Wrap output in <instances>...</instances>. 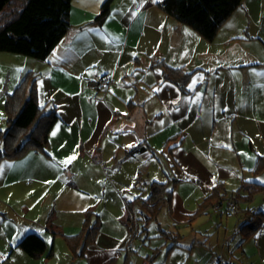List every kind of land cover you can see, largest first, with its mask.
Wrapping results in <instances>:
<instances>
[{
  "label": "crops",
  "instance_id": "crops-1",
  "mask_svg": "<svg viewBox=\"0 0 264 264\" xmlns=\"http://www.w3.org/2000/svg\"><path fill=\"white\" fill-rule=\"evenodd\" d=\"M104 1L71 0L70 27L44 59L0 51V121L6 122V95L28 72L37 75L39 106L55 108L57 114L44 152L0 159V212L5 214L0 215V264H17L18 257L23 264H49L46 252L33 257L17 246L21 238L36 232L55 253L62 235L48 228L50 222L67 235L81 229L84 211L92 206L87 193L52 192L45 205L43 192H37L44 180L59 181L64 172L76 174L70 171L74 164H87V177L93 181L97 174L92 165L102 162L105 169L122 150L119 165L138 159L139 153L125 157V151L145 140L153 149L167 148L166 160L178 182L193 186L187 191L196 200L188 207L192 212H175L174 199L189 204L174 193L178 183L170 205L157 216V236L138 231L143 245L137 247V239L129 254L128 205L115 214L103 209L101 214L112 213L116 228L105 229L102 219L94 241L74 263L264 264V224L243 239L240 201L233 215H240L237 220H224L233 216L222 207L243 182L261 183L257 178H264V167L253 171L258 157H264V0H242L208 43L167 14L162 0H110L109 13L98 22ZM153 58L193 72L184 92L163 78L160 67H151ZM95 73H110L118 81L99 91L91 81ZM52 168L54 180L47 172ZM217 182L223 183L227 198L217 210L208 207L191 218ZM250 207L264 212V191ZM21 213L30 222L27 229L9 217ZM159 228L178 238L160 236ZM155 248L158 255L148 261Z\"/></svg>",
  "mask_w": 264,
  "mask_h": 264
},
{
  "label": "trees",
  "instance_id": "trees-1",
  "mask_svg": "<svg viewBox=\"0 0 264 264\" xmlns=\"http://www.w3.org/2000/svg\"><path fill=\"white\" fill-rule=\"evenodd\" d=\"M242 0H162L160 6L177 21L193 28L204 39L212 41L220 26L231 16ZM71 0H0V51L21 53L34 58L44 59L55 45L67 33L70 22L69 12ZM110 0H105L96 16L101 22L109 13ZM151 67H160L163 78L176 84L181 91L186 90L193 72L184 68H173L163 60L153 58ZM37 75L28 72L18 83L14 91L7 94L4 101L7 128L0 131V159H17L30 150L45 151L48 146L50 129L57 120L55 108L45 110L38 104ZM132 102H128L130 105ZM97 151L100 149L97 148ZM141 154L149 158L156 154L155 150L145 141L137 142L125 151V157ZM264 157L259 156L254 172L264 167ZM165 173H167L165 171ZM168 175V173H167ZM176 177L168 175L167 180H152L149 192L141 200L142 230L151 220H157L164 205H170ZM264 191V184L243 182L240 187L227 196L222 182L214 184L203 196L195 212L190 217H196L208 207L222 202L225 198L236 204L239 201L251 202L253 197ZM129 205V204H128ZM244 219L240 224L243 239L251 237L264 224V212L247 207L243 209ZM48 228L54 234H61L70 250L78 257L84 255L87 246L94 241L100 228L99 216L91 209L84 211L81 229L76 234L67 235L56 230L50 222ZM141 230V231H142ZM140 231V232H141ZM160 236L176 240L177 235L159 228ZM28 255L37 257L46 252V257L53 255V248L46 245L44 239L36 232H29L18 242ZM158 255V248L146 256L153 261Z\"/></svg>",
  "mask_w": 264,
  "mask_h": 264
},
{
  "label": "rangeland",
  "instance_id": "rangeland-1",
  "mask_svg": "<svg viewBox=\"0 0 264 264\" xmlns=\"http://www.w3.org/2000/svg\"><path fill=\"white\" fill-rule=\"evenodd\" d=\"M206 40V39H204ZM205 42H210L206 40ZM264 44V42H263ZM264 46V45H263ZM116 81L117 78L113 76ZM119 85H123V81L119 79L118 82ZM136 86V85H135ZM140 88V86H139ZM6 121V120H5ZM7 127V122L0 121V128L5 131ZM170 143L168 144V146ZM164 146H158L154 150L156 154L152 157L146 158L142 155L138 154V159L134 158L132 161H123L122 165L118 164V159L123 158V150L119 152L121 155L117 160L113 159L107 163H105L106 168L104 169V165L102 162L95 163V165H92V168L96 169V176L97 179L89 180L87 177V164H74L70 171L75 172V175H69V171L62 173L61 180L59 181H53L52 180H44L42 188L36 187L37 182L39 180H35L34 187L38 188L37 192H43L41 197L44 201L45 205H49L52 192H59V196H65V192H86V198H89L91 200L92 206L91 210L95 215L99 216L100 220V227L102 225V219L104 221L103 227L106 229L112 230L116 228V220L112 217L113 214L116 213V211L122 210L125 205H128L127 208V216L128 218H131L133 220V223L137 225L139 231L142 230L144 221L142 218V204L141 200L145 198L149 192V184L152 180L157 181H165L168 178V175L170 177H175V172L172 170V166L168 161L166 160V153L167 148L163 149ZM32 151V150H31ZM164 151V152H163ZM43 167H47L45 164H42ZM141 169V175H138L137 170ZM77 170V172L75 171ZM165 170L167 173H165ZM49 174H52L53 180L57 175L56 169L52 168L47 171ZM139 181L140 185L136 186L135 183ZM180 183V181L175 184L174 188ZM58 184V185H57ZM57 185V186H56ZM34 188V189H35ZM193 186L183 180L178 188L175 190L174 193H180L183 197L184 202H188L189 204H183L181 203L180 197L177 199H174V209L175 212L184 211L186 213L192 212L191 209H188V207H193L195 203V199H193L189 194H187V191L191 190ZM20 187L18 186V190ZM17 189L15 191H18ZM58 195V194H57ZM257 195V194H256ZM255 195V196H256ZM80 196V195H76ZM254 196V197H255ZM131 197V199H129ZM253 197V199H254ZM202 199V198H201ZM198 202L197 205H199ZM252 199V201H253ZM251 202H245L240 201L239 207L241 213H243V209L250 207ZM223 208L227 207V203L223 202L222 205ZM212 208V206H211ZM104 210H109L110 212L106 214H101V212ZM16 211H20L21 209L18 208ZM238 211V210H237ZM166 215H169V212L165 211ZM131 214V216H130ZM1 218L5 216L3 212H0ZM228 216V214H226ZM102 216V217H101ZM233 216V215H230ZM240 215H235L230 218H226V216L223 217V219L228 220H237ZM14 221L20 222L23 229H27L25 227H30V222L27 223V221L24 219L23 213H21L18 217L17 216H9ZM84 218V215H83ZM138 218V220H137ZM7 222H10L7 220ZM131 225V223L129 222ZM158 221L151 220L148 225L145 227L146 230H142L141 233L149 234L151 236L150 238H154V236H157L158 230ZM34 227V224H32ZM61 238V239H60ZM60 241L56 246V252H53V255L49 257V264H75L74 261L78 259V255L75 252H72L65 241L64 237L61 236L58 238ZM140 241V238H136L135 243ZM142 240L137 243V247H142ZM23 254V253H22ZM27 256V255H25ZM33 260H35L33 257H31ZM48 259V257H46ZM16 259V258H15ZM10 264V263H6ZM17 264H23L20 257L17 258Z\"/></svg>",
  "mask_w": 264,
  "mask_h": 264
},
{
  "label": "built area",
  "instance_id": "built-area-1",
  "mask_svg": "<svg viewBox=\"0 0 264 264\" xmlns=\"http://www.w3.org/2000/svg\"><path fill=\"white\" fill-rule=\"evenodd\" d=\"M92 82H94V85L97 90L104 91L107 90L110 86L115 85L117 83L116 79L113 77L110 73H95L92 76L91 79ZM136 186L140 185V182L137 181L135 183ZM221 205V202L216 203L212 206L214 210H217L219 206ZM237 213V204L233 201H228L227 207H226V214L228 215H234ZM131 216V214H130ZM131 225H130V235L127 240V250L129 254L134 253V247H135V241L138 236V227L136 224L133 223V220L131 219Z\"/></svg>",
  "mask_w": 264,
  "mask_h": 264
},
{
  "label": "snow or ice",
  "instance_id": "snow-or-ice-1",
  "mask_svg": "<svg viewBox=\"0 0 264 264\" xmlns=\"http://www.w3.org/2000/svg\"><path fill=\"white\" fill-rule=\"evenodd\" d=\"M132 2H133L134 4H136V3H137V0H132ZM144 2H147V0H144ZM152 2H156V0H152ZM189 87H192V85H190ZM161 123H163V122H161ZM53 134H55V133H53ZM126 147H131V145L126 146ZM70 159H71V158H69V161H70ZM61 163H62V164H65V166H66V162H65V161H61ZM257 179L260 180L261 183H264V178H257ZM129 199H131V197H129Z\"/></svg>",
  "mask_w": 264,
  "mask_h": 264
}]
</instances>
